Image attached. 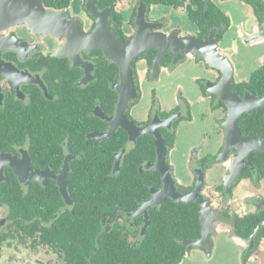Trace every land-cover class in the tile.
I'll return each mask as SVG.
<instances>
[{
  "label": "flooded vegetation",
  "instance_id": "flooded-vegetation-1",
  "mask_svg": "<svg viewBox=\"0 0 264 264\" xmlns=\"http://www.w3.org/2000/svg\"><path fill=\"white\" fill-rule=\"evenodd\" d=\"M25 1L32 0H0V264H167L160 237L181 252L178 264L188 253L201 264L213 236L242 248V264H264V151L236 163L240 150L227 141L230 110L219 93L224 68L153 44L131 58L132 88H125L106 41L76 47L73 40L76 25L86 38L102 33L115 43L144 34L213 45L231 93L250 106L240 136L264 139V60L238 78L230 58L244 30L258 31L264 44V0H35L57 13L46 31L9 22ZM187 62L203 65L205 76L175 86L171 102L157 83L166 76L173 89L168 74ZM155 134L174 191L208 208L205 233V206L196 199L169 195L150 205L164 186ZM195 218L200 231L190 235L185 223Z\"/></svg>",
  "mask_w": 264,
  "mask_h": 264
},
{
  "label": "water",
  "instance_id": "water-1",
  "mask_svg": "<svg viewBox=\"0 0 264 264\" xmlns=\"http://www.w3.org/2000/svg\"><path fill=\"white\" fill-rule=\"evenodd\" d=\"M27 4H22V6H16L13 12H10V21L11 23L16 22L18 20H27L34 28L38 29V31H46L49 30L52 26V20L56 18L57 13L52 10L48 9L44 6H41L39 3H36L35 0H32L31 4L28 1H25ZM38 4V5H37ZM41 7H40V6ZM5 10V6L0 3V11L3 13ZM6 16V13H5ZM5 23V19L3 17L0 18V24ZM84 33L81 32L76 25H74V32H73V40L76 47L86 46V43L90 42H103L106 41L108 43L107 55L118 62L121 65L122 69V77L124 81L125 88L131 86L132 88V81H131V69L129 63L131 58H134L136 55L142 52L143 49L152 46L153 44H157L156 46L166 47L169 46L171 49L174 50H184L186 52H194L196 55H201L206 58L209 64L224 68V78L223 82L219 86V93L221 94L223 100L227 104L230 110L229 120L226 124L227 127V141L229 144L236 143L238 145L237 149L240 150V155L236 163L240 165L241 160L244 156L242 153H250L252 149H259L264 151V139H246L240 136L238 122L240 119L241 114L244 111L250 109L249 107L244 108L243 103L238 99V97L231 93L230 91V78L226 71L225 65L227 64L224 58L219 54L217 49L213 45H209V43H205L201 40L196 38H185L180 39L177 36H167V35H153V36H146L144 34H139L137 38L133 41L124 43L122 40H119L118 43L112 42L111 39L107 38L105 34L98 33L92 35L89 38H86ZM109 51V52H108ZM227 66V65H226ZM123 88V85H122ZM126 90V89H125ZM124 90V91H125ZM127 95L122 94V100H126ZM257 102H254L253 105H256ZM155 138H157V145H158V153H159V161L155 168L159 169L163 174V181L164 186L160 190V192L155 193L154 198L150 201V205H155L161 202L162 199L166 198L167 196H171L176 202H189L193 199H196L201 204H203L201 210V221L203 224V232H206L208 229V221H207V214L208 208L206 205L198 198V196L192 194H180L174 191L173 183L171 180V176L169 173V169L164 163V156H163V149L162 143H160L158 136L155 134Z\"/></svg>",
  "mask_w": 264,
  "mask_h": 264
},
{
  "label": "rangeland",
  "instance_id": "rangeland-1",
  "mask_svg": "<svg viewBox=\"0 0 264 264\" xmlns=\"http://www.w3.org/2000/svg\"><path fill=\"white\" fill-rule=\"evenodd\" d=\"M241 9V8H240ZM242 9L239 10V18L237 20L243 21V17L241 16ZM244 14V13H243ZM245 15V14H244ZM238 22V21H235ZM250 23V21H248ZM234 33V29H232V34ZM258 31L248 32V30H244V36L240 37L234 43V47L241 46L236 52L231 54V63L239 64L237 67V71L235 73L236 77H248L251 72L258 67V65L264 60V44H258L261 41V35H257ZM250 40V41H248ZM233 39L231 36H228L223 45H226L228 50L232 47ZM187 65L182 66L177 71L168 74V79L173 81V89H169L165 76L162 81L157 83V87L160 90L163 88L166 99L171 100L173 102V93L177 91V85L180 84L184 89L187 88L188 85L195 84L193 77H203L205 76L204 66L201 65L199 70L193 66H189V62ZM176 86V87H175ZM195 131V128L192 129V132ZM196 138V137H195ZM193 139V138H191ZM177 169L180 172L181 166L177 163ZM213 231L216 235L226 236L223 230V226H214ZM241 247H245V244ZM210 252V256H203L201 264H242L241 261V249L239 247H235L230 239L225 237L221 238L218 242L213 241L209 247H207ZM208 257V258H206ZM263 260L250 259L247 264H262ZM226 262V263H225ZM182 264H200V257H194L192 253H188L186 259L182 262Z\"/></svg>",
  "mask_w": 264,
  "mask_h": 264
},
{
  "label": "trees",
  "instance_id": "trees-1",
  "mask_svg": "<svg viewBox=\"0 0 264 264\" xmlns=\"http://www.w3.org/2000/svg\"><path fill=\"white\" fill-rule=\"evenodd\" d=\"M16 201H19V200H16ZM14 203H15V200H14L13 204ZM175 216L178 217L179 213L176 214ZM185 224H186V231H187V233H190V235H194V234L199 233L200 227H199V225L197 223V219L196 218L193 219L192 222L191 221H186ZM169 225H170V227H172L173 226V222H169ZM179 228H180V220L176 221V225H175V227L173 229L178 230ZM175 230H172V231H175ZM159 242H160V244H158V245H159V248H160V253H162L164 256H166L168 258V260H169L167 264H178L179 261L182 258V254L180 252V255H179L177 252H175L176 246L171 243L170 238L165 239L163 237H160ZM170 249H172V251H170Z\"/></svg>",
  "mask_w": 264,
  "mask_h": 264
}]
</instances>
